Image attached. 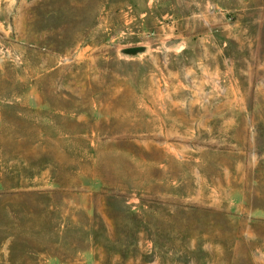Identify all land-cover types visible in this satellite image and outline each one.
I'll return each instance as SVG.
<instances>
[{"label":"rangeland","instance_id":"obj_1","mask_svg":"<svg viewBox=\"0 0 264 264\" xmlns=\"http://www.w3.org/2000/svg\"><path fill=\"white\" fill-rule=\"evenodd\" d=\"M0 264H264V0H0Z\"/></svg>","mask_w":264,"mask_h":264}]
</instances>
